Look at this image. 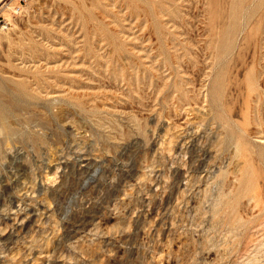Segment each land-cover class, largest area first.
Returning <instances> with one entry per match:
<instances>
[{
    "label": "rangeland",
    "instance_id": "374dc122",
    "mask_svg": "<svg viewBox=\"0 0 264 264\" xmlns=\"http://www.w3.org/2000/svg\"><path fill=\"white\" fill-rule=\"evenodd\" d=\"M0 110V264H264V0H0Z\"/></svg>",
    "mask_w": 264,
    "mask_h": 264
},
{
    "label": "bare ground",
    "instance_id": "6f19581e",
    "mask_svg": "<svg viewBox=\"0 0 264 264\" xmlns=\"http://www.w3.org/2000/svg\"><path fill=\"white\" fill-rule=\"evenodd\" d=\"M223 26V25H222ZM225 26V25H224ZM221 30H222V28H221ZM230 34V33H229ZM1 111V110H0ZM1 118H3V112L1 111L0 112V120H1Z\"/></svg>",
    "mask_w": 264,
    "mask_h": 264
}]
</instances>
